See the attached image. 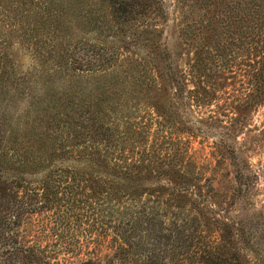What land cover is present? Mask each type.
I'll use <instances>...</instances> for the list:
<instances>
[{"label": "trees", "instance_id": "obj_1", "mask_svg": "<svg viewBox=\"0 0 264 264\" xmlns=\"http://www.w3.org/2000/svg\"><path fill=\"white\" fill-rule=\"evenodd\" d=\"M109 1L124 23L163 9L155 0ZM237 5L239 12L231 17L238 19L232 33L240 42L239 49L249 44L257 53L253 64L257 85L237 102L239 113L228 117L225 125L212 113L202 123L211 126L215 121L217 128L225 130L220 143L227 155L221 154L240 184L243 173L235 135L245 126L243 113L255 108L264 95V0ZM229 16L227 8L218 15L225 29L232 26ZM6 18L11 23L8 27L29 25L31 29L38 23L16 15ZM61 50L59 57L73 77L104 74L111 68L106 69L108 62L123 58L116 52L100 55L81 46ZM136 59L133 67L126 69L130 76H122L125 84L166 92L176 108L185 99L190 110L192 103L200 110L202 102L209 103L203 96L218 75L208 74L203 59L195 58L189 73L172 66L175 59L170 49L139 53ZM112 102L102 108L87 101L79 113L54 120L62 133L65 130L60 139L64 150L83 162L80 167L56 168L37 182L8 180L0 167V264H72L58 258L84 250L73 234L88 240L87 245H96L88 248L79 264H242L238 225L223 215L232 211L224 209L222 195L177 137L194 127L181 130L186 110L176 109L179 113L168 119L131 105L126 97ZM4 138L0 152L7 151ZM65 235L69 241L63 243L60 240ZM36 237L53 243L42 247L32 241ZM105 246L109 252L98 255Z\"/></svg>", "mask_w": 264, "mask_h": 264}, {"label": "rangeland", "instance_id": "obj_2", "mask_svg": "<svg viewBox=\"0 0 264 264\" xmlns=\"http://www.w3.org/2000/svg\"><path fill=\"white\" fill-rule=\"evenodd\" d=\"M31 1L0 0V141L4 136L2 144H7V151L0 152V167L6 179L37 182L56 168L80 167L83 162L64 150L60 139L66 133L55 126L54 120L79 113L87 101L107 108L113 105L112 99L126 97L131 105L163 117L185 109L181 130L187 132L188 125L194 127L192 132H179L177 137L222 195L224 209L232 211L223 215L238 225L240 262L264 264V95L255 108L243 113L245 126L235 135L243 173L240 184L222 156L227 155L220 143L225 130L217 128L215 121L211 126L202 123L212 113L225 125L228 117L235 118L239 113L235 110L237 102L257 85L253 78L257 53L249 44L239 49L240 42L232 33L237 16L231 19L239 12V2L248 6L255 0H155L163 8L161 12L127 23L109 0H37L30 5ZM23 2L29 3L21 5ZM226 8L232 23L229 29L218 17ZM6 15L38 23L31 29L29 25L8 27L11 23ZM70 46L100 55L116 52L123 58L108 62L106 69L111 68L104 74L73 77L59 57L61 49ZM167 49L174 53V68L189 73L193 60L201 58L208 74L218 75L203 96L209 103L202 102L201 110L197 103H192L190 110V105H184L186 99L176 108L166 92L124 83L122 76H130L126 69L133 67L137 54H158ZM225 142L231 143L227 139ZM150 183L146 185L150 187ZM73 235L84 250L58 259L79 264L88 255V248L96 245H87L88 240ZM32 241L42 247L50 243L44 237ZM60 241H69L68 235ZM108 252L105 246L97 254Z\"/></svg>", "mask_w": 264, "mask_h": 264}]
</instances>
